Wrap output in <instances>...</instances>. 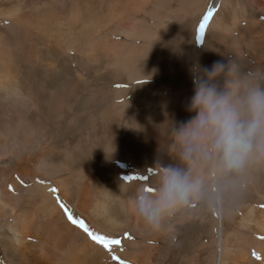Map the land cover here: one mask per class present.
I'll list each match as a JSON object with an SVG mask.
<instances>
[{
  "label": "bare ground",
  "instance_id": "1",
  "mask_svg": "<svg viewBox=\"0 0 264 264\" xmlns=\"http://www.w3.org/2000/svg\"><path fill=\"white\" fill-rule=\"evenodd\" d=\"M197 1L0 0V264H264V171L206 208L196 252L181 231L199 209L154 229L127 206L158 126L194 115L190 65L264 66V0H202L196 46Z\"/></svg>",
  "mask_w": 264,
  "mask_h": 264
},
{
  "label": "clouds",
  "instance_id": "2",
  "mask_svg": "<svg viewBox=\"0 0 264 264\" xmlns=\"http://www.w3.org/2000/svg\"><path fill=\"white\" fill-rule=\"evenodd\" d=\"M225 60L210 67L194 61L186 106L194 115L158 126L155 174L147 184L137 182L127 199L151 228L193 204L222 206L248 174L264 171V66Z\"/></svg>",
  "mask_w": 264,
  "mask_h": 264
},
{
  "label": "rangeland",
  "instance_id": "3",
  "mask_svg": "<svg viewBox=\"0 0 264 264\" xmlns=\"http://www.w3.org/2000/svg\"><path fill=\"white\" fill-rule=\"evenodd\" d=\"M201 2H203V1L199 0L196 2V4H194V10L192 13V15H194L193 16L194 19L193 18L192 19L193 20L196 19V25L198 24L199 20H200V22L203 20V17L206 14L205 13L206 12V9H205L206 6H205L204 9L201 11V14L197 15V13H198L197 10L199 9L198 6L200 4H202ZM196 25H195V27H197ZM195 27H194V29H195ZM193 32H194V30H193ZM194 40H196L195 41L196 46H197V44L200 45L197 33H196ZM190 208L195 209V210L199 209L200 211L192 214V216H194V218L191 220V222H189L185 226H183L181 232L183 234H189L192 236L193 241H192L191 248L188 252H196L198 250V248H200L201 244H203V242L206 244V207H203V206L198 205V204H193ZM204 252H206V249L204 250Z\"/></svg>",
  "mask_w": 264,
  "mask_h": 264
},
{
  "label": "snow or ice",
  "instance_id": "4",
  "mask_svg": "<svg viewBox=\"0 0 264 264\" xmlns=\"http://www.w3.org/2000/svg\"><path fill=\"white\" fill-rule=\"evenodd\" d=\"M211 10H209L208 14H206L203 17V20L200 22L199 27L197 29V36L198 38L204 39L205 34V28L207 25V22L211 16ZM151 171V170H150ZM126 180H133V179H147V177L140 176V177H127ZM53 192L56 191V189H52ZM61 207L64 208L66 214L68 215V219L75 225H78L80 228H82L90 237L92 240L96 241L98 244L103 245L105 249H108L110 245L119 244L120 241L118 239H112L104 235H98L94 232H92L88 226L85 224L83 220H78L73 217V215L68 211L67 208L63 204H61ZM261 207H264V205H261ZM113 259H117V257L113 256ZM120 264H125L124 261H121Z\"/></svg>",
  "mask_w": 264,
  "mask_h": 264
}]
</instances>
